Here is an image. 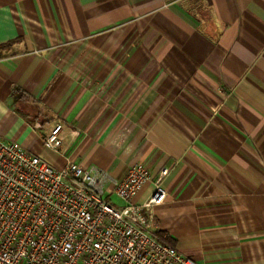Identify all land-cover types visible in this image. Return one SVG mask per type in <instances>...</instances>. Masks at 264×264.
Wrapping results in <instances>:
<instances>
[{
	"label": "crops",
	"instance_id": "obj_1",
	"mask_svg": "<svg viewBox=\"0 0 264 264\" xmlns=\"http://www.w3.org/2000/svg\"><path fill=\"white\" fill-rule=\"evenodd\" d=\"M0 138L58 170L168 169L161 242L264 264V0H0Z\"/></svg>",
	"mask_w": 264,
	"mask_h": 264
},
{
	"label": "built area",
	"instance_id": "obj_2",
	"mask_svg": "<svg viewBox=\"0 0 264 264\" xmlns=\"http://www.w3.org/2000/svg\"><path fill=\"white\" fill-rule=\"evenodd\" d=\"M61 129L45 138L47 148L59 147ZM168 174L142 164L122 180L74 163L58 170L0 138V264H199L152 232ZM148 184L152 193L138 204Z\"/></svg>",
	"mask_w": 264,
	"mask_h": 264
},
{
	"label": "trees",
	"instance_id": "obj_3",
	"mask_svg": "<svg viewBox=\"0 0 264 264\" xmlns=\"http://www.w3.org/2000/svg\"><path fill=\"white\" fill-rule=\"evenodd\" d=\"M17 96V95H16Z\"/></svg>",
	"mask_w": 264,
	"mask_h": 264
}]
</instances>
